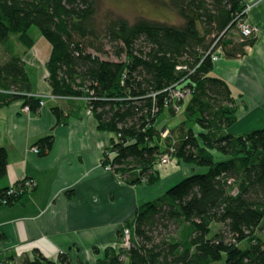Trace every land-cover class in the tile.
<instances>
[{
    "label": "trees",
    "instance_id": "obj_1",
    "mask_svg": "<svg viewBox=\"0 0 264 264\" xmlns=\"http://www.w3.org/2000/svg\"><path fill=\"white\" fill-rule=\"evenodd\" d=\"M168 4L181 25L117 16L98 29L95 0H0L5 52L0 105L21 101L30 111L39 109L15 47V42L32 46L28 30L35 26L50 44L45 61L50 92L84 100L98 128L111 134L102 166L109 165L127 184L154 185L161 179L156 159L171 147L174 159L197 168L138 205L124 225L131 232L129 248H106L94 264H264V128L228 132L237 120L235 101L241 93L212 72L210 58L217 47L222 57L235 58L254 44L256 35L241 39L233 33L238 17H245L246 3ZM183 65L186 70L177 68ZM178 85L191 90L181 104L193 125L181 121L163 138L156 121L165 108L174 115L169 93ZM58 104L51 110L58 124L65 123L67 115ZM52 143L53 134H48L32 146L44 155ZM6 163V149L0 147V178ZM8 187L0 190V199ZM25 193L5 196L7 204ZM20 264L70 262L63 252L57 260L37 252Z\"/></svg>",
    "mask_w": 264,
    "mask_h": 264
},
{
    "label": "crops",
    "instance_id": "obj_2",
    "mask_svg": "<svg viewBox=\"0 0 264 264\" xmlns=\"http://www.w3.org/2000/svg\"><path fill=\"white\" fill-rule=\"evenodd\" d=\"M243 2L252 5L246 22L258 27L254 44L240 57H221L212 70L241 93L235 101L242 108L240 114L246 106L264 109V0ZM233 33L238 35V30ZM34 57L45 66L48 56L41 59L35 53ZM39 72L44 81L35 85L27 71L31 91L50 93L47 72L41 68ZM77 100L82 101L78 108L74 100L59 102L67 115L66 122L59 124L52 101L37 111H25L21 101L0 105V147L7 152L0 190L24 178L36 182L17 201L0 202V261L20 264L37 252L57 260L63 252L70 264H94L106 248L119 246V231L133 219L138 205L164 193L181 170L188 174L197 169L175 160L178 165L160 171L161 179L154 185L121 181L101 163L111 134L99 129L96 118L85 113L83 100ZM48 134H53V143L46 154L30 149ZM178 166L181 170H176Z\"/></svg>",
    "mask_w": 264,
    "mask_h": 264
},
{
    "label": "rangeland",
    "instance_id": "obj_3",
    "mask_svg": "<svg viewBox=\"0 0 264 264\" xmlns=\"http://www.w3.org/2000/svg\"><path fill=\"white\" fill-rule=\"evenodd\" d=\"M95 2H96V8H97L96 15H95V24L98 29H101L104 22L108 18L117 17V16L123 17L127 19L129 22H133L140 17H146V18L153 19V20L165 21L167 23L174 24V25H181L183 22L182 19L177 14V12L170 7V5L168 4V0H95ZM28 34L33 40L32 46L26 47L19 42H15V47L17 45L16 52L26 62L25 68L30 74L32 83L35 85H38V83H42L44 81L43 77L39 76L40 68L44 72H46L45 71L46 68L42 62H40V65H39V63L37 62V59H35V57L33 58V56L36 53L37 56L41 59H44L43 57H47L50 51V44L35 26H31L29 28ZM13 40L15 41V37H13ZM106 49H109V46H106ZM4 55H5L4 49L0 45V57L3 58ZM221 57H219V59ZM186 99H182V100H186ZM73 100H74L73 104H75V106L78 108V105H80L82 101H79L77 99H73ZM182 100L179 101L178 103L179 105L177 104L178 106H180V108L173 109L174 115H171L169 111L167 110V108H165L158 116L157 121H156V126L157 128L161 130V132H166L165 136L161 135L163 138L167 137L169 135L170 130L181 121H185L186 125H193V123L188 119L186 113L184 112V106L183 104H181ZM47 102H50V100H45V104ZM83 103H84V100H83ZM235 104H236L237 120L231 126L228 127L227 129L228 132H231L234 134H240L243 132L251 131L253 129L264 128V109L263 108L259 107L258 109H253L250 106H246V109H244L245 113L240 114L242 108H239L240 107L239 104L237 103ZM84 108H85V105H84ZM215 157L218 158L217 155ZM175 160L176 159H174L173 162L170 163L169 165L161 168L160 171L164 173L165 170H167L166 167H168L169 169L170 168L169 166L176 165V164L178 165L179 162L177 161L178 163H176ZM178 167L179 168L176 167V170H181V167L180 166ZM203 170L204 169H198L197 171H203ZM183 171L184 170H181L180 175L174 178L175 180H173V182L169 183L168 185H173V183L175 184L182 177L187 175V174H184ZM190 171H195V170H190ZM220 226H221L220 224H216L214 228H219ZM121 243H122V240L120 237V243H119L120 246H122Z\"/></svg>",
    "mask_w": 264,
    "mask_h": 264
},
{
    "label": "built area",
    "instance_id": "obj_4",
    "mask_svg": "<svg viewBox=\"0 0 264 264\" xmlns=\"http://www.w3.org/2000/svg\"><path fill=\"white\" fill-rule=\"evenodd\" d=\"M251 4L246 3L245 4V8L242 11V13H247L249 11V9L251 8ZM236 27L238 30V33L240 34V38L243 39V37H250L253 34L256 35L258 33V27H256L253 24H250L248 22H246L245 17L239 16L237 19V23H236ZM221 53L222 50L220 47H217L216 49H214L211 53H210V58L212 60V62H216L219 57H221ZM178 69H187V66L183 65V66H177ZM191 93L190 88L185 87V86H174L173 88L170 89V93H169V101L171 102V106L172 108H180V106H178V102L181 101L182 99H186ZM29 95L34 96L35 98H38V104H39V108L43 105H45V100H50L52 102H54V104L60 102V101H64L67 100L69 98L72 97H66V96H58V95H54L51 92L48 94H38V93H34L32 91L29 92ZM75 99V98H72ZM178 104V105H177ZM23 109L25 111H28L29 108L27 106H24ZM86 113L89 115H92L91 112L86 109ZM166 132H161L162 136H165ZM32 151H34L35 153L39 152V148L38 146H31L30 148ZM174 160L173 157V149L170 147L169 150L163 152L162 154H160L155 162V165L158 169H161L167 165H169L170 163H172ZM104 169L106 170H111L110 166H103ZM36 186V182L33 178H24L22 180H19L18 182L10 185L4 193V197L0 199V202L3 204H7V199L5 196H10V195H16V194H22L25 192H29L31 190H33ZM130 236H131V232H130V228H127L125 226L122 227V234H121V240H122V247L125 248H129L130 246ZM0 262H4V261H0ZM1 264V263H0Z\"/></svg>",
    "mask_w": 264,
    "mask_h": 264
}]
</instances>
